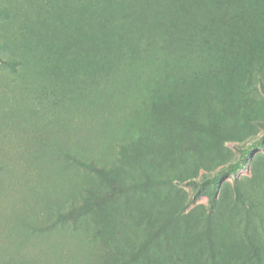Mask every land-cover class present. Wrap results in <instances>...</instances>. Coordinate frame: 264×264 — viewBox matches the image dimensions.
<instances>
[{"label": "rangeland", "instance_id": "1", "mask_svg": "<svg viewBox=\"0 0 264 264\" xmlns=\"http://www.w3.org/2000/svg\"><path fill=\"white\" fill-rule=\"evenodd\" d=\"M39 1L0 0L19 9V21L32 14L37 15ZM45 1L49 3L50 18L62 27L61 38L55 46L59 54L67 48L71 52L74 48L86 49L89 44L93 45L95 39L101 40L104 33L110 36L115 28L118 32L132 20L143 25L149 19L150 11L163 20L184 24L188 30L228 42L229 45L214 50L216 66L221 71L234 74L239 73L240 67H245L246 71L238 74L235 85L239 88L233 92L234 97L215 103L221 113H227L229 122L224 128H211L222 130V136L215 151L199 147L202 157L209 161V167L200 164L193 172V178L202 181L204 173L213 175L237 160L242 165L236 173L229 172L214 184L218 188L220 206L213 217L214 223L208 222L207 196H202L178 213L180 206L187 203L194 193L195 186L187 179L158 184L150 190L143 189L136 197L129 192L124 202L126 213L118 212L119 203L114 204L116 198L111 199L106 204L105 214L108 219L112 218L114 227L111 222L104 223L98 217L95 201L91 197L83 204L81 202L72 214L77 224V236L71 235L68 230L61 235L55 232L47 235L24 234L26 223L40 225L49 221L44 209L47 206L36 205L35 195L48 194L52 200L56 191L54 178L47 176L45 181H41L32 161L20 155L19 146L23 143L24 133L21 126H17L18 122L28 118L31 125L34 122L45 124L44 130L50 129L49 124L59 133L69 134V137L81 121L89 118L85 115L91 110L99 112L100 117L105 115L106 122L111 123L108 116L114 111V103L111 106L101 96L111 87L105 85V80L110 79L112 68H102V57L92 58V65L73 59L64 65L62 81H59L55 80V56L49 52L50 49H36L32 64L41 60L47 65L45 80L42 81L36 72L26 78L20 77V65L11 67L0 61V263L56 264L55 248L64 250L71 247L70 250L79 249L86 253L85 262L82 259L80 264H116L121 261L123 247L137 242L143 245L142 252L139 250L133 261L140 264H215L204 263L202 257L205 254L216 258L219 264H264V127L255 123L253 118L264 112V90L259 84V79L264 76V67L255 70L257 64L253 61L255 54L264 52V0ZM25 7L29 8V13H25ZM194 8L209 10L205 17L200 18L192 11ZM180 10L190 13L185 17L178 13ZM82 11L85 12L83 16ZM123 13L129 14L128 17ZM15 20L17 18L9 19L0 12V33L15 32L20 35L19 44L28 47L29 40L21 38L24 33H19L17 22H13ZM255 43L260 45L261 53H254ZM5 54L6 50L0 47V55ZM73 56L70 53V57ZM230 64L236 65V69L233 68L235 72ZM112 66L113 69L118 68L117 63ZM70 128L71 132L68 131ZM258 141L262 144L258 145ZM170 151L174 152L173 149ZM69 177L73 181L84 179L80 173L69 174ZM95 181L98 190L108 196L105 180L98 176ZM236 186L240 188V195ZM30 204L33 207L29 209L26 206ZM178 204L179 208L174 212L172 206ZM160 205L161 208L170 207L173 218L156 224L154 231L144 237L141 229L129 220L127 208L158 212ZM66 221L71 224L73 219L69 216ZM220 224V231L211 233ZM201 227V233L195 232ZM89 232L92 233L90 244L85 245L82 239ZM255 249L262 251L258 261H255ZM9 257L15 260L9 261Z\"/></svg>", "mask_w": 264, "mask_h": 264}, {"label": "trees", "instance_id": "2", "mask_svg": "<svg viewBox=\"0 0 264 264\" xmlns=\"http://www.w3.org/2000/svg\"><path fill=\"white\" fill-rule=\"evenodd\" d=\"M38 3L37 15L32 14L26 18L27 21L25 18L19 21V9L0 2L1 14L9 19L17 18L13 22H17L19 33H24L21 38L29 40L28 47H24L19 44V34L0 33V47L6 50L4 56L0 55V61L11 67L20 65V77L26 78L36 72L42 81L45 80L43 77L47 73V65L41 60L32 64L36 49H50L49 52L55 56V80L59 81H62L64 65L73 59L92 65V58L102 57L104 70L113 69L114 63H117L118 68L110 69V79L105 80V85L111 87L101 96L111 106L114 103V111L108 116L111 123L106 122L105 115L100 117L99 112L97 114L91 110L85 115L89 118L81 121L69 137V134L65 136L59 133L49 124L50 129L44 130L45 124L34 122L31 125L28 118L18 122L17 126H21L24 133L23 143L19 146L20 155L32 161L41 181H45L47 176L53 177L56 191L52 200L47 193L38 197L35 195L36 205L47 206L44 209L49 221L40 225L26 223L23 233L47 235L55 232L61 235L68 230L71 235L77 236V224L72 214L81 202L83 204L92 197L98 217L104 223H110L112 218L108 219L105 210L111 199L116 198L114 204L119 203L118 212L126 213L124 202L129 192H133L136 197L143 189L150 190L158 184L187 179L189 184L195 186L193 196L180 208L179 204L172 206L175 208L173 211L179 208L178 213L183 212L202 196H207L208 222L214 223L213 217L220 207L218 188L214 184L223 175L236 173L242 162H230L213 175L204 173L202 181L194 179L193 172L200 164L209 167V161L202 157L199 147L215 151L219 144L223 131L211 128L221 129L229 122L227 113H221L216 101L225 102L234 97L233 92L239 88L235 85L238 74L246 71L245 67H240L239 73L234 74L227 70L221 71L216 66L214 50L229 43L222 38H211L203 32L188 30L175 20H163L150 11L149 19L143 25L132 20L118 32L115 28L110 36L104 33L101 40L95 39L93 45L89 44L86 49L74 48L71 52L67 48L59 54L55 46L61 38L62 27L58 21L50 18L49 3L45 0ZM208 10L194 8L192 11L202 18ZM29 12V8L25 7V13ZM84 13L82 11L81 15ZM178 13L187 17L190 12L180 10ZM123 14L126 18L129 15ZM253 47L254 53L262 52L259 44L255 43ZM70 53L75 56L70 57ZM253 61L257 64L255 70L264 67V52L255 54ZM233 68L236 69L235 64L231 68L234 71ZM259 84L264 90V76L259 79ZM253 118L255 123L264 127V112ZM69 130L71 132V128ZM261 144L262 141H258V145ZM244 151L242 149L241 152ZM72 173L83 174L84 179L73 181L69 177ZM98 176L105 180L108 196L98 190L95 181ZM236 192L240 195L238 186ZM161 206L157 207H160L158 212L127 208L129 220L141 229L144 237L154 231L156 224L166 223L173 218L169 210L171 208ZM26 207L30 209L33 206L30 204ZM69 216L73 219L71 224L66 221ZM110 224L115 226L112 222ZM221 227V224L218 225L211 233L220 231ZM202 231V227L195 229L197 233ZM91 235L89 232L82 243L90 244ZM142 246L137 242L124 246L120 253L121 261L116 264H140L133 259L139 250L142 252ZM70 248H55L56 264H80L82 259L85 262L84 250ZM199 252L202 254L203 250ZM261 254V250L255 249V261ZM209 257V254H205L203 262L219 264L216 258ZM8 260L15 259L9 257Z\"/></svg>", "mask_w": 264, "mask_h": 264}]
</instances>
